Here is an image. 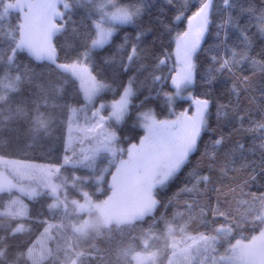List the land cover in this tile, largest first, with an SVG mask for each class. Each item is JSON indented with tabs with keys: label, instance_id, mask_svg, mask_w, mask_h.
Returning a JSON list of instances; mask_svg holds the SVG:
<instances>
[{
	"label": "snow or ice",
	"instance_id": "snow-or-ice-1",
	"mask_svg": "<svg viewBox=\"0 0 264 264\" xmlns=\"http://www.w3.org/2000/svg\"><path fill=\"white\" fill-rule=\"evenodd\" d=\"M109 6L110 26L97 25L65 66L89 100L112 88L116 121L134 116L125 139L152 167L140 216L162 242L141 264H264V0ZM97 60L107 84L89 75Z\"/></svg>",
	"mask_w": 264,
	"mask_h": 264
},
{
	"label": "trees",
	"instance_id": "trees-1",
	"mask_svg": "<svg viewBox=\"0 0 264 264\" xmlns=\"http://www.w3.org/2000/svg\"><path fill=\"white\" fill-rule=\"evenodd\" d=\"M66 1L69 8L62 16V26L52 38L56 52L54 62L36 59L25 50L12 53L20 36L21 16L18 11L2 15L0 0V157L60 165L59 175L65 180L61 195L63 205L58 207L52 204L54 196L46 190L33 197L15 190L0 192V211L15 198H21L25 205L22 217L0 215V264H134L135 252H152L162 244L150 239L146 232L153 219L151 215L145 214L129 223L99 224L97 228L79 233L75 226L88 212H79L68 205L69 199L80 201L83 194L94 201L109 195L117 157L130 143L125 137L135 134L134 116H125L121 123L111 120L107 126L115 131L114 145L116 149H123L121 153L117 149L114 156L100 154L83 165L62 164L73 115L77 113V120L84 121L91 113L85 111L77 78L57 63L79 59L86 35L95 33V21L100 19L93 3ZM125 30L131 31L130 28ZM98 68L103 70L98 71ZM90 71L99 82L111 81L109 70L103 68L99 60ZM117 98L112 88L107 87L96 99L111 101ZM107 165L108 170L101 172ZM178 186V182L173 184L168 195ZM155 191L158 193L159 188ZM48 222L54 225L48 240V256L33 263L28 256L29 248ZM166 261L167 257L163 256L160 264Z\"/></svg>",
	"mask_w": 264,
	"mask_h": 264
},
{
	"label": "rangeland",
	"instance_id": "rangeland-1",
	"mask_svg": "<svg viewBox=\"0 0 264 264\" xmlns=\"http://www.w3.org/2000/svg\"><path fill=\"white\" fill-rule=\"evenodd\" d=\"M78 2L93 3L98 8L100 19L95 21V28L108 27L111 24L109 6L111 0H77ZM2 15L7 16L10 11H18L21 16L20 36L15 42L14 53L25 50L37 59H49L48 50L54 49L53 34L62 26V16L69 8L66 0H2ZM55 50V49H54ZM13 54H11L12 57ZM60 68L71 72L78 80L85 101V111L91 114L84 121L77 120V113L71 119L69 133L67 136V154L62 164L83 165L93 161L97 155H115L123 149H117L114 145L115 139H109L116 133L108 128L109 121H116L111 116V101H97V96L106 88H99L91 100L87 99V87L77 75L78 69L71 63L60 64ZM89 75L93 77L91 71ZM101 84H105L100 82ZM4 87L6 83L2 82ZM74 112V110H73ZM71 116L72 117V114ZM84 113V112H83ZM101 114L103 118H101ZM79 121V122H78ZM110 165V163H109ZM109 165L103 167L101 172L108 170ZM113 181L110 193L100 201H94L87 195H82L81 200L69 199L71 204L79 212H88L75 226L79 233L85 230L97 228L99 224L129 223L139 218L142 209L148 199V182L152 174L150 158L147 154L137 149L125 148L123 153L117 157ZM60 165L26 162L15 159L0 157V192L4 190H15L27 197L36 196L43 191H48L54 196V206H62L61 196L65 188V180L59 175ZM25 214V205L21 198L13 199L9 205L0 211V215L22 217ZM91 214V215H90ZM94 221H97L96 223ZM53 223L48 222L43 232L35 239L28 251V256L33 263H38L48 256V240ZM151 252L138 251L133 254V263L141 264ZM63 264H74L73 262ZM167 264V261L166 263Z\"/></svg>",
	"mask_w": 264,
	"mask_h": 264
}]
</instances>
